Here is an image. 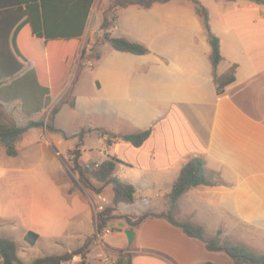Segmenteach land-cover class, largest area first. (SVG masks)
<instances>
[{"label":"crops","instance_id":"obj_1","mask_svg":"<svg viewBox=\"0 0 264 264\" xmlns=\"http://www.w3.org/2000/svg\"><path fill=\"white\" fill-rule=\"evenodd\" d=\"M173 1L115 11L112 36L144 45L147 54L120 52L105 43L98 46L100 59L84 61L82 68L75 60L71 65L49 61L39 87L50 91V100L36 113H25L21 99H0V117H5L0 125L50 121L65 132L31 128L13 140L17 156L0 145V236L17 243L15 237L25 240L31 231L39 236L35 246L71 252L97 234L98 196L106 198L107 207L115 206L113 188L111 201L104 194L110 186L98 195L62 174L69 171L66 153L77 144L74 135L79 132L66 126L80 109L85 129L91 130L81 150L87 161L80 165L90 168L115 157L120 161L116 176L136 188L135 203L118 204L115 215L168 211L169 194L182 169L199 157L210 185L188 190L174 206L176 219L202 226L208 238L220 232L222 240L264 254V4L250 0L237 6L226 0L229 4L218 7L215 20L208 12L223 57L215 70L203 17L190 0ZM100 18L93 6L86 32L93 24L99 30ZM7 19L1 13L0 59L32 60L28 40L15 34L20 23ZM235 65V81L219 95L216 75L226 76ZM34 69L27 63L17 75L3 79L0 88ZM71 89L73 99L68 100ZM54 109L58 111L51 118ZM99 129L119 136L151 133L141 147L124 141L109 146L111 136H102ZM92 137L98 142L87 149ZM114 223L124 224L123 244L105 243L113 233L111 225L110 234L99 233L100 243L106 251L133 254V264H233L226 253L209 251L166 219L151 218L133 229L124 220ZM126 230L135 232L132 243Z\"/></svg>","mask_w":264,"mask_h":264},{"label":"trees","instance_id":"obj_2","mask_svg":"<svg viewBox=\"0 0 264 264\" xmlns=\"http://www.w3.org/2000/svg\"><path fill=\"white\" fill-rule=\"evenodd\" d=\"M0 0L1 13L8 14V21L20 23V27L15 30L16 37L28 40V50L32 60H1L0 59V85L3 79L17 75L27 63L35 65L34 71L27 76L0 88V99L11 101L16 99L23 100L24 111L27 114L36 113L48 104L50 91L42 90L39 86V76L46 74L53 61H62L71 65L75 60L76 54L80 50L82 38L86 31V26L93 6L97 0ZM171 0H111L108 11L114 12L110 19L105 16L101 24L102 36L97 38L95 44L109 43L115 50L129 52L137 55L148 53V49L138 43L130 41L124 37H113L110 29L115 21V11L118 8L137 5L143 8H151L155 4L168 3ZM196 6L197 13L203 17L208 38L212 47L210 56L211 63L216 70L221 64L223 57L221 54L220 39L216 36L209 22V15L206 8L197 0H192ZM235 1V0H230ZM257 4H264V0H251ZM85 51V50H84ZM101 52L95 60L100 59ZM85 57H83L84 59ZM94 60V61H95ZM84 61V60H83ZM89 61V60H86ZM237 66H233L226 76L216 75L217 93L222 95L225 88L235 81ZM58 110H54L51 118ZM46 126L51 132H58L65 135L61 129L55 128L51 123L45 125L44 121H30L23 127L2 128L0 126V145L6 148L9 156H17L18 152L13 143L14 139H19L29 129ZM101 135H110L107 145L124 141L131 143L135 147H141L149 138L151 131L145 130L140 133L126 134L123 136L109 134L104 129H99ZM91 132L82 128L74 135L78 139L77 150L73 158V170L80 175V183L86 188L93 190L96 194H101L107 186H112L114 191L115 206L107 207L104 211L98 212L97 232L105 231L112 223L124 220L130 228H136L151 218L166 219L172 225L179 227L183 232L194 239L203 242L207 249L212 252L226 253L233 261V264H264V254L257 253L245 245L232 244L228 241H221L218 236L208 238L204 228L191 222H181L176 219L172 210L176 202L191 188L202 185H210L206 175L205 161L202 158L194 157L190 159L182 169L179 178L174 183L169 194L170 209L166 212L147 211L138 216L115 215V207L120 203H135L136 188L127 182L120 180L116 174V168L120 162L115 157H108L100 163L98 167L91 170V177H87L83 167L80 165L82 155L80 147L84 144L85 138ZM93 181L97 182L96 186ZM39 236L34 232H28L25 240L31 245H35ZM96 240V236L89 237L82 248L75 252L62 255H47L37 258L31 264H63L74 255H82L86 259L90 252V246ZM88 252H85V250ZM87 253V254H86ZM0 258L3 264H23L17 254V244L15 241L0 236ZM81 264H86L85 260ZM115 264H133V254L120 251L118 260ZM206 264H213L208 262Z\"/></svg>","mask_w":264,"mask_h":264},{"label":"rangeland","instance_id":"obj_3","mask_svg":"<svg viewBox=\"0 0 264 264\" xmlns=\"http://www.w3.org/2000/svg\"><path fill=\"white\" fill-rule=\"evenodd\" d=\"M190 1H191V3L189 2L188 4L193 5V1L192 0H190ZM198 1L206 8V10H208L207 12H209L211 14V17L214 20H215V16L218 15V7H220L222 5L229 4V3H227L226 0H198ZM110 2H111V0H97L96 4L94 5L95 16L101 17L100 19L102 21H103V18L105 16H107L111 19L112 16L114 15V12L112 13V12L108 11ZM248 2H250V0H235L232 3H233V5L238 6V5L248 3ZM172 4L178 5V4H180V0H174L172 2ZM113 25H114V23H113ZM102 34H103V32L101 30V27L99 30H96L94 27V24L88 30V32L85 31V34L82 38L80 50L78 51V53L76 54V57H75V62L79 65V68H82L84 61L85 62H86V60L94 61L96 59V56L99 54L100 51L98 49L99 45L95 44V42H96L97 38L102 36ZM93 36H95V40L93 42H91V38ZM83 57H85V58L83 59ZM57 61H59V60H57ZM72 95L73 94H72V89H71L70 93L68 94V96H69L68 100L73 99ZM54 110H51V112L53 113ZM0 119L3 122L5 117L4 118L0 117ZM74 121H72L70 125L66 126L69 132L80 131L82 128H86V125H87V123L85 122L86 117L80 109H78L76 111ZM49 123H50V121H49ZM0 126L2 128H8L6 126H3V124ZM86 130H90V129H86ZM77 142H78V139H77ZM96 142H98L96 137L89 138L88 142L86 143V148L88 149V148L94 147V144ZM77 148H78V146L76 144L73 148L68 150V152L66 153V155L68 156L67 164H68L69 171H66L62 174L64 176H66L68 181H70V182L75 181L76 186L82 185L83 187H85L82 183H80L79 173L77 171L73 170V162L72 161L74 158V153L77 150ZM80 149L82 150V146L80 147ZM66 155L63 152V156H66ZM95 157H97V156H95ZM85 158L86 157L81 158L80 162H82V164H84L87 161V159H85ZM98 165H100V164L96 163L95 165L91 166L90 168H87V167L83 168L87 177H89V178L91 177L92 168L98 167ZM75 177H76V179H75ZM88 190L93 191L91 189H88ZM104 194L106 196H108L109 200L111 201L112 194H113L112 193V186L108 187ZM173 210H174V208H173ZM173 210H172V212L174 214ZM104 232L105 231L101 232L100 234H103ZM95 236H96V240L90 246V249H89L90 252L88 254L86 253L87 254L86 259H83L82 255H74L71 259H68L67 261L63 262V264H81L83 260H85L86 264H115L116 261L118 260L119 252L106 251L103 248L104 245L100 243V238L98 237V232H97V234H95ZM123 236H124V233L118 232L114 229L113 233L105 238V243L122 245L124 242ZM217 236L221 241H227V240L221 239V233L220 232L217 234ZM121 239H122V241H121ZM15 240L17 241V243H16L17 244V254H18L19 258L22 260L23 264H31L37 258H41V257L47 256V255H62V254H66V253L75 252L76 250L82 248V246L85 244V243L83 245H77L76 244V246L72 248L71 252H63V253L59 254L54 250H49L47 247H44V246L40 247L39 244L36 246L31 245L26 240H24L23 235L20 237H15ZM13 241H14V239H13ZM85 252H88V250L86 249ZM0 264H3V262H1V260H0Z\"/></svg>","mask_w":264,"mask_h":264},{"label":"water","instance_id":"obj_4","mask_svg":"<svg viewBox=\"0 0 264 264\" xmlns=\"http://www.w3.org/2000/svg\"><path fill=\"white\" fill-rule=\"evenodd\" d=\"M111 227L114 228L118 232H122L124 224L123 223H113V224H111ZM125 234L129 240V243H132L133 239L135 237V232L132 230H126Z\"/></svg>","mask_w":264,"mask_h":264},{"label":"built area","instance_id":"obj_5","mask_svg":"<svg viewBox=\"0 0 264 264\" xmlns=\"http://www.w3.org/2000/svg\"><path fill=\"white\" fill-rule=\"evenodd\" d=\"M99 166V165H98ZM98 199L100 201V204L97 206L96 208V211L97 213L98 212H102L105 210V208H107L106 204H107V200L106 198H104L103 196L99 195L98 196ZM106 234H110L111 233V230L108 228L106 231H105ZM98 237L100 238V234L98 233Z\"/></svg>","mask_w":264,"mask_h":264}]
</instances>
